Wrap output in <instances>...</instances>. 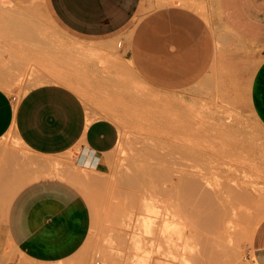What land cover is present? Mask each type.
<instances>
[{
    "label": "crops",
    "instance_id": "obj_1",
    "mask_svg": "<svg viewBox=\"0 0 264 264\" xmlns=\"http://www.w3.org/2000/svg\"><path fill=\"white\" fill-rule=\"evenodd\" d=\"M194 2L203 12L190 6ZM45 3L74 39L73 48L61 62L60 37L56 61L42 73L49 82L19 101L0 87V140L12 135L24 152L47 161L80 152L100 165L120 142L114 110L131 91L122 75L129 72L157 93L177 94L224 76L227 65L247 77L248 108L264 130V0H174L154 9L146 0ZM2 152L19 150L0 147V162ZM92 221L86 198L71 182L35 179L0 217V264H63L84 247ZM246 256L238 262L264 264V220Z\"/></svg>",
    "mask_w": 264,
    "mask_h": 264
},
{
    "label": "rangeland",
    "instance_id": "obj_2",
    "mask_svg": "<svg viewBox=\"0 0 264 264\" xmlns=\"http://www.w3.org/2000/svg\"><path fill=\"white\" fill-rule=\"evenodd\" d=\"M146 1L154 9L174 0ZM190 6L203 12L200 3ZM0 17V87L19 101L31 88L49 82L42 73L47 75L49 65H54L58 39L61 37V62L72 51L74 39L55 23L45 0H0ZM26 31L31 32L29 36ZM235 73L227 65L224 76H209L198 87L177 94L157 93L129 72L122 75L131 91L121 94L114 110L120 142L95 167L85 166L80 152L47 161L24 152L21 141L12 135L0 140L1 148L19 150L1 154L0 217L27 183L61 178L79 188L93 220L84 247L63 264H239L237 259L247 257L249 243L264 220V130L248 108L247 77ZM176 152H227L229 157L236 152L234 159L230 157L233 165L225 173L217 172L223 198L207 187L189 198L175 192L173 199L158 205L155 222L148 215L152 226L146 233L144 207L132 193L136 191L134 174L149 165L166 172L171 166L179 168L180 162L189 164ZM239 152H249L250 160L245 161ZM186 164L181 167L188 169ZM234 181L241 186L238 191L232 189ZM168 184L161 183V192ZM238 192L245 194L243 199ZM207 214L210 218L201 226ZM125 238L129 242L142 239L144 249L134 251L138 256L149 254L146 261L129 260L134 251ZM117 255L121 260L124 256V262Z\"/></svg>",
    "mask_w": 264,
    "mask_h": 264
},
{
    "label": "bare ground",
    "instance_id": "obj_3",
    "mask_svg": "<svg viewBox=\"0 0 264 264\" xmlns=\"http://www.w3.org/2000/svg\"><path fill=\"white\" fill-rule=\"evenodd\" d=\"M1 18V17H0ZM4 22V21H3ZM12 22V21H11ZM7 23V22H6ZM10 24H7V26H9ZM22 28V27H21ZM23 33V32H21ZM31 32L26 31V35L29 36ZM24 34V33H23ZM25 35V36H26ZM21 36V35H20ZM26 36V38H28ZM24 37V36H23ZM122 84L124 85L125 89H127L129 91V88L125 82H123V80H121ZM209 86V85H208ZM122 89V88H121ZM117 90V89H116ZM126 90V91H127ZM113 91V90H112ZM127 91V92H128ZM126 93V92H125ZM130 93V92H129ZM132 93V92H131ZM135 93V92H134ZM176 110V109H175ZM177 111V110H176ZM175 111V112H176ZM172 113V112H171ZM178 112H176L177 114ZM173 115V114H172ZM231 137V136H230ZM231 139V138H230ZM232 141V140H231ZM171 153V152H170ZM178 153V152H176ZM180 156L183 160H185L187 163H182L180 162L181 166L182 164H186L188 169H184V167L182 168L181 166H179V168L177 166H174L175 168H171L168 171H163V172H158L157 169H155L153 167V165H149V166H144L141 167V169L138 171V174L136 173V175L134 174L135 178L134 180L136 181V184L133 182V185L135 184L136 188H133L134 193L137 197L135 198L134 195L133 197L135 199L139 198L138 200H140V202L143 205V210L145 212V221L148 220V222H145L143 219V224L144 228H146L145 232H148V227L150 228V226H152L150 224L149 226V219L152 215V221L155 220V213L157 211V207L158 205L163 204L164 202H166L169 198L174 197L172 194L177 192L181 194V197L183 198H189L191 197V195L193 196L196 193H198L202 187H207L208 189H210V193L215 195L218 198L222 197V190L220 188V179L219 177L221 175H217V172H226L228 169L226 167H231L233 164L230 163V157H233L234 159V153L233 156H228L229 154L227 152H179ZM178 153V155H179ZM230 153V152H229ZM232 153V152H231ZM238 153V152H237ZM241 153L245 158V161L250 160V153L249 152H239ZM163 154V153H162ZM165 154V153H164ZM228 154V155H227ZM232 155V154H231ZM166 156V155H164ZM172 157V156H171ZM170 157V158H171ZM180 158V159H181ZM81 160V158L79 159V161ZM83 161H81L85 166H90V167H95L96 164L98 163V158L96 157H92L91 154H88L87 157L82 158ZM170 160V159H169ZM177 161V160H176ZM235 161V160H234ZM233 161V162H234ZM169 163V161H168ZM193 165H190V164ZM155 164V163H154ZM172 164V163H171ZM174 164V163H173ZM98 165V164H97ZM166 165V163L164 164ZM175 165V164H174ZM177 165V164H176ZM183 165V166H184ZM169 166V164H168ZM158 167V166H157ZM167 167V166H165ZM181 167V168H180ZM186 168V166H185ZM164 169V168H163ZM166 169V168H165ZM164 169V170H165ZM193 169V170H191ZM233 169V168H232ZM198 170V171H197ZM231 171V170H230ZM230 171H228L230 173ZM227 172V173H228ZM232 172V171H231ZM223 173V174H224ZM221 178V177H220ZM222 180V179H221ZM234 180V179H233ZM161 183L168 184V187L171 188H167L165 185V189H162L163 191L161 192ZM234 187L232 188L234 191H238L239 189H241V186L238 182L234 181ZM233 185V184H232ZM134 187V186H132ZM243 187V186H242ZM245 188V187H244ZM203 189V188H202ZM238 189V190H237ZM248 190V189H247ZM230 191V190H229ZM136 192V193H135ZM207 191L203 192L204 194H206L205 199L209 200V195L206 193ZM228 192V191H227ZM202 193V192H201ZM234 193V192H233ZM240 193L238 196L242 197L241 199L244 198V193L238 192ZM202 194V198L203 195ZM237 195V194H236ZM234 195V196H236ZM212 196V195H210ZM237 196V198H238ZM180 197V196H179ZM197 197H199V195L197 194ZM223 198V197H222ZM173 199V198H172ZM194 199V197H193ZM201 199V198H200ZM176 200V199H175ZM226 201V200H225ZM173 202V201H172ZM200 202V201H199ZM207 203V202H206ZM210 203V202H209ZM176 204V203H175ZM195 205V204H194ZM198 205V204H197ZM199 206V205H198ZM173 207V206H172ZM171 207V208H172ZM142 209V208H141ZM167 211H170L169 209ZM166 211V212H167ZM144 212H141L142 214ZM160 214V213H159ZM167 214V213H166ZM149 215V216H148ZM201 216V214H200ZM210 215L207 214V217L204 215V220L200 222L201 226H204L205 223L207 222V218ZM149 217V218H148ZM162 217V216H161ZM203 217V215H202ZM201 219V218H200ZM203 219V218H202ZM213 220V219H212ZM151 221V223H152ZM155 222V221H154ZM157 222V221H156ZM211 222V221H210ZM154 224V223H153ZM140 225H142L140 223ZM206 226V225H205ZM140 227V226H139ZM142 227V226H141ZM155 227V226H154ZM133 229V228H132ZM155 229V228H154ZM199 229V228H198ZM134 230V229H133ZM138 230V229H137ZM155 231V230H154ZM156 232V231H155ZM127 233V232H126ZM129 233V232H128ZM127 233V234H128ZM158 233V232H157ZM132 234V232L130 233V235ZM137 234V232H136ZM139 234V233H138ZM155 234V233H154ZM129 235V234H128ZM133 235V234H132ZM152 235V234H151ZM149 236V235H148ZM128 237V236H126ZM136 237V235H135ZM150 237V236H149ZM130 238V237H129ZM126 240V238H125ZM142 239L140 238H132L131 242V249L136 252H140L141 249L143 248V243L141 241ZM144 240V239H143ZM128 241V238L126 240V242ZM123 242V241H121ZM128 241V243H130ZM123 245H126V243H122ZM121 245V244H120ZM156 246V245H155ZM126 247V246H125ZM130 248V247H129ZM156 248V247H155ZM144 249V248H143ZM154 249V248H153ZM158 249V248H157ZM129 251V250H128ZM134 251V256H130L128 255L129 260H131L132 262H136L139 261L138 263H142L144 261L147 260V257L149 254L145 255L146 253H140L142 255L138 256L137 253H135ZM123 251H121L122 253ZM143 252V251H142ZM147 252V251H145ZM126 253V251H125ZM152 253V252H151ZM120 254V252H119ZM118 256V255H117ZM123 256V255H122ZM121 256V257H122ZM124 258V256H123ZM122 258V260H123ZM119 259V256L117 258V260ZM120 261H122L121 259H119ZM153 261V260H152ZM151 261V263H152ZM124 262V261H122ZM144 264V263H143ZM240 264V263H239Z\"/></svg>",
    "mask_w": 264,
    "mask_h": 264
}]
</instances>
